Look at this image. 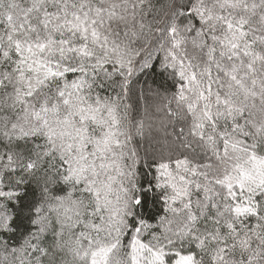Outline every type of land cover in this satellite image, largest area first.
Here are the masks:
<instances>
[{"label":"snow or ice","instance_id":"6c2138e0","mask_svg":"<svg viewBox=\"0 0 264 264\" xmlns=\"http://www.w3.org/2000/svg\"><path fill=\"white\" fill-rule=\"evenodd\" d=\"M0 264H264V0H0Z\"/></svg>","mask_w":264,"mask_h":264}]
</instances>
